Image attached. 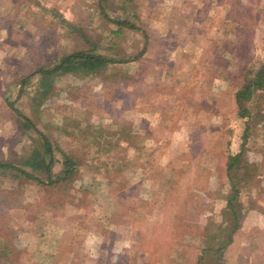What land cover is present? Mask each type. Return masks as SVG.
Wrapping results in <instances>:
<instances>
[{
    "label": "rangeland",
    "instance_id": "rangeland-1",
    "mask_svg": "<svg viewBox=\"0 0 264 264\" xmlns=\"http://www.w3.org/2000/svg\"><path fill=\"white\" fill-rule=\"evenodd\" d=\"M96 2L0 0V159L29 171L17 159L38 141L19 128L7 99L78 166L57 190L0 177V249L2 241L10 246L0 264H194L214 257L205 236L226 223L224 159L238 150L242 128L233 116L234 75L264 61V0H132L122 10L121 0H111L109 17L132 8L143 31L117 34ZM67 24L100 53H143L103 76L62 74L37 106V76L21 86L20 78L57 51L87 46ZM248 126L243 157L256 167L238 186L246 210L222 264H264V100ZM119 165L126 167L119 172ZM51 250L50 260L35 261Z\"/></svg>",
    "mask_w": 264,
    "mask_h": 264
},
{
    "label": "trees",
    "instance_id": "trees-1",
    "mask_svg": "<svg viewBox=\"0 0 264 264\" xmlns=\"http://www.w3.org/2000/svg\"><path fill=\"white\" fill-rule=\"evenodd\" d=\"M109 1L111 0H97L96 6L98 7V13L116 26L112 33H119L121 28L141 31L133 23V20H138V18L132 8L126 14H122L117 18L113 19L109 17L105 11V7ZM124 1L132 0H121L122 4L120 6L118 5L117 9H123ZM67 26L71 32H78L80 37L85 40L87 46L84 48L68 49L65 52L57 51L50 57L48 60L49 63L45 67L36 68L19 80V85L21 86L31 76H37V83L33 92L34 95L31 97V100L37 106L41 105L51 92L53 80L56 77L66 73L85 77L103 76L107 74L108 70L115 68L114 66L116 64L133 61L143 53L144 47L134 55H121L116 57L100 53L97 50L101 49V47L94 41H89L88 37L78 26L69 24ZM141 32L143 33V31ZM143 37L145 39L144 35ZM234 80L235 90L233 92V101L235 109L233 116L242 122V128L239 134L240 144L238 150L233 153H227L224 159V170L228 178L224 198V210L226 213L223 217L226 223L219 224L214 233L205 236L206 244L204 245V249L212 250L214 257L204 259L199 256L194 264H222L221 258L223 250H226L229 246L234 232L239 227V221L246 210L242 211L239 208L237 201L239 195L238 186L249 181L252 171L256 167L255 162H246L243 154L245 144L248 142L251 132L248 126V120L254 114H262L264 100V61L258 62L253 69H240L234 75ZM5 102L17 117L19 128L22 131L32 130L38 136V141L28 150L25 157L17 159L21 166L27 167L29 171L0 159V177L5 176V174H8L11 179L21 176L26 180H33L57 190V187L64 185L67 180L76 174L77 162L64 149L60 148L58 144L51 142L45 134L40 132L27 116L15 108L13 101H7L6 99ZM249 104H252V110L249 109ZM56 165H59L57 171L54 169ZM104 166L106 169L107 165L105 164ZM124 166L119 165L117 167L119 168L118 171L121 172L126 167ZM9 247L7 241H2L0 255L3 252H8Z\"/></svg>",
    "mask_w": 264,
    "mask_h": 264
},
{
    "label": "crops",
    "instance_id": "crops-1",
    "mask_svg": "<svg viewBox=\"0 0 264 264\" xmlns=\"http://www.w3.org/2000/svg\"><path fill=\"white\" fill-rule=\"evenodd\" d=\"M49 254L50 255L53 254V251L51 250L50 253H48V256H47V254L45 255L44 253L41 252V253H39V257L36 256L37 258H35V261H42L43 262V261H47L48 259L50 260V258H49L50 255ZM51 258H52V256H51ZM32 261H33V259H32Z\"/></svg>",
    "mask_w": 264,
    "mask_h": 264
}]
</instances>
